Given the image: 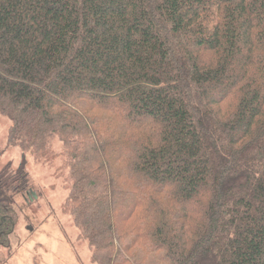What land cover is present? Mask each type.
<instances>
[{
    "label": "trees",
    "instance_id": "1",
    "mask_svg": "<svg viewBox=\"0 0 264 264\" xmlns=\"http://www.w3.org/2000/svg\"><path fill=\"white\" fill-rule=\"evenodd\" d=\"M0 113L60 140L95 264H264V0H0ZM28 187L0 170V251Z\"/></svg>",
    "mask_w": 264,
    "mask_h": 264
},
{
    "label": "rangeland",
    "instance_id": "2",
    "mask_svg": "<svg viewBox=\"0 0 264 264\" xmlns=\"http://www.w3.org/2000/svg\"><path fill=\"white\" fill-rule=\"evenodd\" d=\"M8 117L0 113V170L23 165L29 187L13 196L18 220L10 247L0 251V264H95L86 240L78 236L64 208L68 193V166L59 139L42 157L7 142Z\"/></svg>",
    "mask_w": 264,
    "mask_h": 264
}]
</instances>
